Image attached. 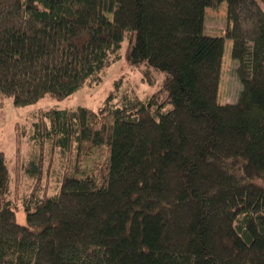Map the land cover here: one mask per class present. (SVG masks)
Returning <instances> with one entry per match:
<instances>
[{"label":"trees","instance_id":"1","mask_svg":"<svg viewBox=\"0 0 264 264\" xmlns=\"http://www.w3.org/2000/svg\"><path fill=\"white\" fill-rule=\"evenodd\" d=\"M220 5L227 28L212 37L204 18ZM227 39L241 89L221 104ZM124 44L148 84L151 68L166 73L162 86L119 105L110 94L98 112L46 111L25 224L0 153V264H264V0H0V94L16 107L70 97ZM44 145L67 163L54 194L39 189ZM103 150L101 179L72 166Z\"/></svg>","mask_w":264,"mask_h":264},{"label":"rangeland","instance_id":"2","mask_svg":"<svg viewBox=\"0 0 264 264\" xmlns=\"http://www.w3.org/2000/svg\"><path fill=\"white\" fill-rule=\"evenodd\" d=\"M226 14V5H220L215 10L208 11L204 18V32L212 37L222 36L227 28ZM223 48L222 74H220L219 78L217 101L221 104H230L237 101L241 83L237 79L235 70L237 61L231 57L232 48L229 39L225 40ZM125 49L126 44L120 50V58L114 62L110 61L106 68L97 75L99 76L97 80L87 81L81 89L70 97L58 100L50 94H45L30 105L16 107L10 97L7 98L0 94V153H3V158L12 180L10 193L8 196H4V199L9 200L15 206L14 213L18 223L25 224V212L19 205L20 196L29 191L34 181L27 178L24 170L27 169L26 167L32 158V154L39 148L37 139H33L35 125H40L41 121H44L46 126L49 125L48 120L44 118L46 111L54 108L74 110L77 106H83L98 112L110 94L114 98L112 102L119 105L118 101L123 95L122 92L128 95L132 93L142 101L148 98L154 90L162 86L166 73L151 68V76L154 81L148 84L142 73L146 66L133 67L127 64L125 61ZM119 78H121V82L116 89L114 84ZM49 151H51L50 145H44L42 184H40L39 189L48 185L50 190H48L47 194H54L59 189V181H61L62 176L67 173V163L62 160L63 157L59 154L58 149L52 151L53 153H49ZM106 152L103 150L104 154L102 156H92L88 160L82 155L75 162L72 160V166L78 167V164H82V169L84 167L89 168V165L94 166V174L98 177L100 176L101 179V176L107 173ZM12 187L14 189H11Z\"/></svg>","mask_w":264,"mask_h":264}]
</instances>
